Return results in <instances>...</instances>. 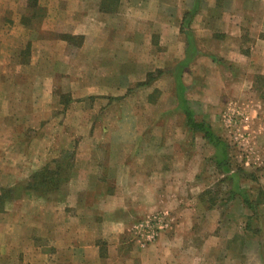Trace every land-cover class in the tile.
<instances>
[{
    "label": "rangeland",
    "instance_id": "1",
    "mask_svg": "<svg viewBox=\"0 0 264 264\" xmlns=\"http://www.w3.org/2000/svg\"><path fill=\"white\" fill-rule=\"evenodd\" d=\"M194 2L0 0V107L5 110L0 120L24 143L38 135L50 156L70 169L76 155L93 150L131 164L134 184L139 188V177L145 180L141 192H146L148 207H163L153 216H161L165 226L168 215L179 211L186 220L195 208L193 234L185 241L193 250L191 264H264V103L257 100L254 84L244 82L241 68L223 54L221 20L210 8L231 12L224 0H198L188 26L197 54L181 72V82L194 120L208 123L226 143L230 169L238 171V186L255 212L239 197L228 200L231 181L214 167L212 147L185 128L176 109L171 72L184 56L179 23ZM201 12L210 17L203 19ZM70 35L81 39L67 44L63 38ZM83 43L85 51L78 56ZM43 50L49 52L46 69L23 68L44 58ZM61 67L72 72L71 81L59 72ZM45 70L51 84L39 80ZM156 70L164 73L148 86L136 87ZM39 89L52 98L36 100L44 108L27 114L34 105L27 94ZM99 93L113 98L90 97ZM81 94L88 97H73ZM8 105L14 114L6 113ZM45 166L53 168L51 161ZM118 184L123 187V179ZM131 228L120 235L121 250L146 251L148 264H155L148 247L153 240L141 236L147 228ZM155 228L154 235L161 231Z\"/></svg>",
    "mask_w": 264,
    "mask_h": 264
},
{
    "label": "crops",
    "instance_id": "2",
    "mask_svg": "<svg viewBox=\"0 0 264 264\" xmlns=\"http://www.w3.org/2000/svg\"><path fill=\"white\" fill-rule=\"evenodd\" d=\"M224 1L233 7L231 12H217L215 7L210 8L211 15L221 20V31L224 35L220 43L223 54L231 61L230 65L241 68V75L244 82L249 84L248 87L254 84L253 89L258 94L257 100L262 105L264 0ZM201 13L203 19L210 17ZM202 25L204 28L208 27L205 20ZM0 27L3 29L2 25ZM0 45L1 51L4 49L2 39ZM41 45L45 47V44ZM84 51L85 43L79 47L77 55L83 54ZM48 55L49 52L45 54L43 50L44 58L29 61L22 66L46 69ZM234 59L238 60V63L232 62ZM59 72L71 81L70 70L61 67ZM50 76L45 70L39 80L51 84ZM247 77L250 79L247 80ZM259 82L261 85H258ZM27 95L30 96L29 100H34V105L31 104L27 114L44 108L43 105L37 104L39 100L49 102L52 98L50 92L42 89L37 92L33 90ZM85 95L73 97H88ZM96 96L113 98L110 93L90 95ZM11 98H15V94ZM7 109V114L16 112L9 105ZM4 111V108L0 107V114ZM23 112L25 113L24 110L21 111ZM4 124L0 120V190L12 188L15 192L12 200L4 204L0 213V264H148L146 251L121 250V243L119 244L120 235L127 233L129 227H135V224H140L145 218L163 209L159 204L153 206L154 208L148 207L146 192H141L142 182L145 180L139 177V188L134 184L136 178L130 170L131 164L124 161L116 163L111 157H103L94 150L88 155L81 153L76 155L67 180L60 183L55 191L43 197L31 192H22L19 186L24 180L57 157L50 156L38 135L27 144L21 141L20 137L15 138L14 128ZM18 134L19 131L16 136ZM120 178L123 179V187L117 186ZM163 197L158 201L161 202ZM193 210L195 211V208L189 210V219L186 220L179 218V211L168 215L166 228L157 233L148 246L154 250V257L151 259L155 264L192 263L193 250L185 241L193 234ZM180 243L186 244L184 248H180Z\"/></svg>",
    "mask_w": 264,
    "mask_h": 264
},
{
    "label": "trees",
    "instance_id": "3",
    "mask_svg": "<svg viewBox=\"0 0 264 264\" xmlns=\"http://www.w3.org/2000/svg\"><path fill=\"white\" fill-rule=\"evenodd\" d=\"M198 8V0H195L192 9L189 12L182 14L179 32L184 37V56L173 68L171 72L174 77V90L177 100L176 109L183 115V124L185 128L191 133H199L201 138L213 149L212 162L214 167L222 174L225 179L231 181L230 190L228 193V200H232L234 197L241 199L242 205L249 209L251 212H255V204H252L249 200L245 190L240 188L237 183L239 175L238 171H232L229 165V155L227 151V145L217 134H215L208 123L204 121L194 120L193 113L188 108L183 92L185 87L181 82V72L188 65V63L197 54V51L193 42V35L189 30V23L196 14ZM102 11L110 12L101 7ZM81 39V36H66L63 40L68 44L73 39ZM212 60H215L212 57ZM164 73L162 70H156L155 75L147 73L144 81L138 82L136 87L148 86L155 78V76H161ZM117 99V98H116ZM69 158V157H68ZM71 159V158H69ZM62 161L58 158L52 161L53 168L50 166H44L40 170L33 173L24 183L19 186L22 192H31L36 196L43 197L46 194L53 192L63 181L67 180L70 165L59 164ZM55 165V166H54ZM14 189L4 188L0 190V213L3 211V206L7 201L12 200L14 197Z\"/></svg>",
    "mask_w": 264,
    "mask_h": 264
},
{
    "label": "built area",
    "instance_id": "4",
    "mask_svg": "<svg viewBox=\"0 0 264 264\" xmlns=\"http://www.w3.org/2000/svg\"><path fill=\"white\" fill-rule=\"evenodd\" d=\"M147 218H145L143 220V222H141L140 224L135 226L134 229L135 228H139V229L147 228V231H145L144 234H142L141 236H143L145 238L144 241L150 242V241L153 240V237L155 236L154 235V231L152 232L153 226H156L155 229L157 231V229L158 230H163L165 225H164V220H163V218L161 216L155 215V216H150V217H147Z\"/></svg>",
    "mask_w": 264,
    "mask_h": 264
}]
</instances>
